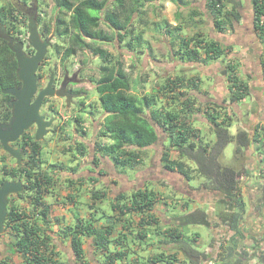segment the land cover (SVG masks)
<instances>
[{
    "label": "crops",
    "instance_id": "obj_1",
    "mask_svg": "<svg viewBox=\"0 0 264 264\" xmlns=\"http://www.w3.org/2000/svg\"><path fill=\"white\" fill-rule=\"evenodd\" d=\"M130 1L133 7L138 6L132 14L131 25L141 37L133 44L125 39L119 51L138 59H149L151 66L158 59L157 55L166 59L175 57L176 74L162 75L161 78L162 81L166 76L185 78L176 91H185L187 98L178 95L173 103V97H170L168 105L183 110L187 101L192 104L193 112L187 115H190L188 121L196 131L195 140L215 142L210 116L213 110L222 114L219 120L224 116L229 120V130L234 136L241 130L247 132L248 145L238 150L237 140L230 142H235L236 146L230 163L223 159L225 150L221 157L223 165L242 171L239 187L243 206L225 204L223 200H228L227 195L210 188L207 179L199 176L196 170L194 178H186L179 171L166 170L161 160L155 163L158 148L165 149L169 144L164 132H159L156 144L142 150L141 162L132 166L116 164L109 156L98 153L97 143L111 141L98 135L106 116L102 109H99L103 114L100 123L99 118H92L95 122L93 132L89 131L92 138L89 133L82 132L80 136L69 134L64 141L49 142V139L41 142V153L46 152L48 158L42 155L44 161L40 170L51 177L48 190L43 194V204L36 206L31 198L17 194L13 199L26 210L28 219L38 225L40 238L45 239L49 248H54L60 264H106L108 253L97 246L91 235H80L83 254L81 258L75 254L74 232L86 223L99 229L112 224L111 241L124 234L125 240L121 244L110 241L109 249L127 250L126 257L111 264H260L258 251L264 246V38L255 29L253 0H238L239 19L233 15V4L224 1L223 31L216 27L210 0ZM197 35L220 42L226 50L224 56L219 60H204L202 56L200 61H185L187 47L184 40ZM158 37L168 45L165 54L154 47ZM229 60L236 61L238 76L249 88L248 94L238 101L229 97L225 72ZM193 78L198 87L189 85L188 81ZM162 81L135 80L132 89L144 93L138 86L145 89L150 83L152 86L146 92L149 93L155 87L160 88ZM160 105L161 102L157 106ZM195 112L201 115L195 116ZM91 113L84 114L85 123L90 122ZM236 122V128L231 130ZM80 144L86 146L84 154L78 148ZM177 154L176 157L180 158ZM95 158L97 163H94ZM186 161L196 168L194 162ZM146 188L157 193L152 209L144 213L133 210L122 215L118 209L112 208L118 195L125 194L129 198L135 190ZM94 190L102 191L104 196L95 198ZM170 203L174 204L175 211L170 210ZM161 208L170 212H160ZM196 209L205 211L210 221L205 225L210 242L204 249L196 248L203 241L201 234L186 231L189 226L185 225L188 224L181 223L180 214L184 217ZM227 212L238 214L235 230L223 221ZM153 232L157 244H151L149 235ZM15 240L10 230L0 237V264H27L24 255L13 247Z\"/></svg>",
    "mask_w": 264,
    "mask_h": 264
},
{
    "label": "trees",
    "instance_id": "obj_2",
    "mask_svg": "<svg viewBox=\"0 0 264 264\" xmlns=\"http://www.w3.org/2000/svg\"><path fill=\"white\" fill-rule=\"evenodd\" d=\"M53 1L57 9L53 17L56 33L58 36L68 38V44L59 50L60 52L64 49V61L84 49L91 50L101 59V77L97 81L96 88L101 109L106 116L103 128L98 135L108 137L111 141L97 143V152L109 156L116 164L132 166L141 162L142 150L156 144L160 137L159 132H164L169 139V144L165 146L161 155V161L166 170L179 171L186 178H194L193 172L196 170L199 176L207 179L210 188L220 190L227 195L228 200H223L225 204H236L241 208L243 204L239 180L242 171L223 165L221 157L226 146L234 139L237 140L238 150L248 145L250 138L247 132L241 130L234 136L229 130V120L225 116L219 120L222 114L214 113L215 110H213L210 116L216 134L215 142L211 144L195 140L196 131L188 121L190 115H187L193 112L192 104L190 105L187 101L183 110H177L176 107L168 105L171 103V101L168 102L170 97H173V103H176L178 95L187 98L188 94L185 91H176L185 78L166 76L163 77L160 88L155 87L149 93H136L132 89L131 74L125 68L123 61L102 46L104 43L115 40L120 46L125 39H129V44L139 42L141 36L131 25L132 14L138 6L133 7L130 0ZM224 1L210 0L209 5L216 27L221 31L224 30L223 19L226 17ZM229 1L233 4L234 17L239 19L240 2ZM253 10L255 29L264 38V0H253ZM18 14L23 13L12 2L0 7V21L3 24H7L10 18L17 19ZM104 26L107 28L105 29ZM191 40L194 42L192 43ZM184 44L187 47L184 51L185 61H200L202 56L204 60H219L226 53L220 42L214 39L206 40L201 35L184 40ZM16 67L17 60L14 52L6 40L0 39V94L4 95L3 89L13 83ZM225 72L228 75L229 97L234 101L243 99L248 94L249 88L238 76L235 60L227 61ZM188 82L192 87H198L196 79H190ZM159 102L161 105L157 106ZM78 119L80 121L81 118L78 117ZM78 148L82 154L87 151L84 144H80ZM173 151H177L180 158L174 156ZM186 160L194 162L196 168H193ZM43 161L41 146L36 145L30 164L21 168L5 169L14 177L24 179L25 191L18 195L26 199L31 198L36 206L43 204V194L51 183V177L40 170V164ZM94 163H97V158L94 159ZM93 195L95 198H100L104 196V193L94 190ZM115 199L116 202H112V208L118 209L122 215L133 210L144 213L154 206L157 193L148 188L137 189L129 198L125 194H120ZM238 218L237 213L227 212L223 221L231 230H235L238 226ZM182 223L209 225L210 221L205 211L196 209L185 215ZM6 228L16 237L13 247L24 255L27 264H60L54 248H49L45 239L40 238L38 225L28 219L26 210L14 199L10 203ZM112 228V224L107 225L105 229H99L89 223L78 227L73 236L76 256L82 257L80 235L87 234L94 236L97 246L108 253L106 264H111L117 259H124L127 250L109 249ZM123 240H125L124 234L112 241L121 244Z\"/></svg>",
    "mask_w": 264,
    "mask_h": 264
},
{
    "label": "flooded vegetation",
    "instance_id": "obj_3",
    "mask_svg": "<svg viewBox=\"0 0 264 264\" xmlns=\"http://www.w3.org/2000/svg\"><path fill=\"white\" fill-rule=\"evenodd\" d=\"M11 2L23 13V16L28 17V31L25 33V35L19 34L17 31H14L10 27H8L7 24H3L0 21L4 26H6L8 33L16 39L15 42H23L24 50L29 56H32L36 53V49L29 42V26L31 14L37 16V24L41 39L42 41H46L48 43L47 53L43 60L40 62L37 69V83L39 91L46 87L51 80H53L54 88H56V90H62L65 93V96H47L43 100L41 106V113L46 116L47 120L53 119L52 124L48 128L47 134L44 135L43 138L37 139L36 135L38 127L36 124H33L30 128L26 129L16 141L11 142L10 145H12L15 149L21 150L23 157L20 163L16 157H14L11 153L5 150L3 145L0 146V186L6 180L16 181L21 179L24 183V179L14 177L13 175L9 174V172L5 171V169L11 170L13 168L25 167L30 164V161L32 160L34 146H41L40 144L43 140L48 141L50 139L49 142L53 140L59 142L61 140L64 141L63 138H68L69 134L80 136L82 135V132H86L87 126H89V124L85 123L86 121L84 119V114L90 111L87 110L88 107H86L87 103L89 102L87 99V97L89 98V95L86 93V89L84 87V83L86 81L82 75V70H84V68H73L72 66H69L67 62L70 60L71 57L68 60L64 61V49L60 52L59 50L61 48H64L66 44L63 45L62 43H58L60 39L54 41V39L59 36L56 33L55 25H53V18L51 20L43 18L39 8H37V6L33 7L29 0H12ZM6 41L9 47L11 48L10 41ZM53 51L55 52V54H59L61 56L62 62L58 69H55L52 64H50V54ZM86 51L89 53V51L91 50L84 49L83 51H78L76 55L82 54ZM14 54L17 60L16 53L14 52ZM96 57L99 58V56L97 55ZM81 62L84 64V66L86 65V62L84 60H82ZM100 65L101 60L98 65V76L96 78V81L93 82L94 89L96 91L97 81L101 77ZM18 68L19 66L17 61L15 76H13V83L3 89L4 95L0 94V124L9 123L14 114V107L12 102L15 97L11 93H7L5 90H8L10 88H21L23 86L22 81L18 78ZM36 96L37 94L34 96V99L36 98ZM88 106L90 108L95 107L93 104H89ZM78 117L81 118L80 121ZM68 127L70 128L68 129ZM13 195L16 194H12L9 196L8 211L10 203L13 199ZM6 232L7 228L5 230V233L0 235V237L4 236ZM258 254L260 258V264H264V246L260 248Z\"/></svg>",
    "mask_w": 264,
    "mask_h": 264
},
{
    "label": "rangeland",
    "instance_id": "obj_4",
    "mask_svg": "<svg viewBox=\"0 0 264 264\" xmlns=\"http://www.w3.org/2000/svg\"><path fill=\"white\" fill-rule=\"evenodd\" d=\"M12 0H0V7L3 5H8ZM14 1V0H13ZM29 2L32 4V6H37V8H39L41 15L43 16V18H46L47 20H51L55 13L57 12L55 3L53 0H29ZM18 18L17 19H12L10 18L9 21H7V26L10 27L11 29H13L14 31H17L19 34H23L25 35V33L28 31V17L27 16H23L22 14H18ZM104 28L106 29L107 26H104ZM157 35V34H155ZM156 37V36H155ZM57 39H60L58 41V43H62L63 45H67L68 44V38H66V36H59L56 37L54 39V41H56ZM155 39V38H153ZM161 38L158 37V40L156 41L157 44L154 45L156 51H161V53H164L167 51V44L163 43V41L160 40ZM102 46L104 48H106L107 50H109L110 52L114 53L116 55V57H119L122 61L124 66L126 65L128 72H130V76H131V80L133 81H138L141 80L142 82H147V81H154L156 82L158 79L160 81H162V75H175L176 74V59L175 57H168V59L166 58H162V56H158L157 55V60L155 59V63L153 62V66L151 61L149 59H138L135 55H131L129 53L124 55V52H120V45L118 42L113 41L111 43H104L102 44ZM50 64H52V66L56 69H58V67L61 65V56L59 54H55V52L53 51L50 54ZM82 60H84L86 62V65L88 66H84V64L81 62ZM100 58H97L95 54H93L91 51H89V53L83 52L82 54L79 55H75L74 57H71L70 60L67 62L69 66H72L73 68H77V67H83L84 70H82V75L84 77V79L87 81H85L84 83V87H85V91L86 93L89 95L88 99V103L87 106L88 109L90 110L91 113V118L92 117H97L99 118L97 121H101V119L103 118V114L99 112V109H101V105L99 103V98H98V93L95 92L94 89V84L93 82L96 81V78L98 76V71H99V63H100ZM187 68H190V66H187ZM132 72V73H131ZM135 79V80H134ZM160 83V82H159ZM152 84L148 83L145 89H142V86H138L139 91L146 93L148 90H150ZM248 102V101H246ZM89 104H93L95 107L90 108L88 105ZM245 102H243L242 106H244ZM98 110V113H96V109ZM93 114H97V116H93ZM201 115L200 112H195V116H199ZM96 118V119H97ZM89 126H87V131L84 133H89V131L93 132V123L94 120L91 122H88ZM100 123V122H99ZM204 123V122H203ZM237 126V122L236 124H234V126L231 128V130ZM204 127V125H203ZM239 127V126H238ZM233 133H235L234 131H232ZM91 133L88 134V136ZM90 138H92V135H90ZM95 140V139H93ZM87 146H88V142ZM235 142L230 143L224 152V161L226 163H230L232 161V158L235 154ZM163 147H159L158 148V159L155 161V163H159L161 160V155L163 152ZM175 152V151H174ZM177 151L175 153H173L174 156H176ZM42 155L47 159V154L46 152H43ZM182 189H185L183 186L181 187ZM186 190V189H185ZM170 210L171 208L172 211H175L174 209V204L170 203L169 206ZM170 210H168L167 208H161L160 212L163 213H168L170 212ZM181 217V223L183 222V215L180 214ZM189 226V227H187ZM185 227H187L186 231L192 232V233H199L201 234L203 241L201 242L200 245H197L196 248H201L204 249L205 246H207L210 242L209 238L207 237V227L203 224V225H199V224H193V223H188V225H185ZM155 233L153 232L151 234V236L149 235V238L151 239V244L156 243L157 244V240L155 238ZM147 244V243H146ZM147 246V245H146ZM249 258V256H248ZM247 258V259H248ZM140 264H144V263H140Z\"/></svg>",
    "mask_w": 264,
    "mask_h": 264
},
{
    "label": "water",
    "instance_id": "obj_5",
    "mask_svg": "<svg viewBox=\"0 0 264 264\" xmlns=\"http://www.w3.org/2000/svg\"><path fill=\"white\" fill-rule=\"evenodd\" d=\"M0 38L10 41L11 49L16 53L18 61V78L23 83L21 88L5 90L15 97L12 102L14 114L9 123L0 124V146L3 145L5 150L16 157L20 163L23 157L21 150L10 145L11 142L16 141L33 124L38 127L37 139L43 138L53 121V119L47 120L46 116L41 113L43 100L47 96H65V93L54 88L53 80L40 91L38 89L37 69L47 53L48 43L41 39L37 16L30 14L29 42L36 49L34 55L29 56L24 50V43L15 42L16 39L8 33L6 26L1 22ZM36 94L37 96L34 99ZM24 189V183L21 179L16 181L6 180L0 186V235L4 234L6 230L9 196L22 193Z\"/></svg>",
    "mask_w": 264,
    "mask_h": 264
}]
</instances>
